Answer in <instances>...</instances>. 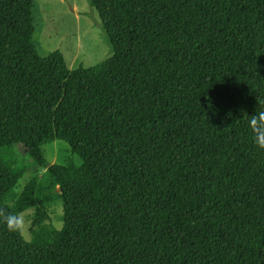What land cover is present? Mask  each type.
<instances>
[{"label": "trees", "instance_id": "16d2710c", "mask_svg": "<svg viewBox=\"0 0 264 264\" xmlns=\"http://www.w3.org/2000/svg\"><path fill=\"white\" fill-rule=\"evenodd\" d=\"M85 1L112 55L70 71L32 44L33 0H0V264H264V0ZM30 168L63 225L25 241L5 218L39 205Z\"/></svg>", "mask_w": 264, "mask_h": 264}, {"label": "rangeland", "instance_id": "374dc122", "mask_svg": "<svg viewBox=\"0 0 264 264\" xmlns=\"http://www.w3.org/2000/svg\"><path fill=\"white\" fill-rule=\"evenodd\" d=\"M32 15L34 34L32 44L40 56L46 57L60 52L67 69L94 67L112 55L107 32L98 13L85 0H33ZM43 156L50 164H77L78 158L72 154L67 143L55 140L42 147ZM12 168L29 166L31 160L23 147H17L6 155ZM33 184L40 196L36 208L22 213V237L29 241L34 222L52 226L60 230L63 225L62 202L55 193H50L51 181L45 169L30 168L18 182L17 192ZM40 192L42 195H40ZM58 192V191H57Z\"/></svg>", "mask_w": 264, "mask_h": 264}, {"label": "clouds", "instance_id": "9594fccd", "mask_svg": "<svg viewBox=\"0 0 264 264\" xmlns=\"http://www.w3.org/2000/svg\"><path fill=\"white\" fill-rule=\"evenodd\" d=\"M252 132L254 133V142L261 149H264V111L259 115H252L249 121ZM23 220L19 215H9L5 218V226L9 231H21Z\"/></svg>", "mask_w": 264, "mask_h": 264}, {"label": "water", "instance_id": "95a60500", "mask_svg": "<svg viewBox=\"0 0 264 264\" xmlns=\"http://www.w3.org/2000/svg\"><path fill=\"white\" fill-rule=\"evenodd\" d=\"M59 190V189H58Z\"/></svg>", "mask_w": 264, "mask_h": 264}]
</instances>
